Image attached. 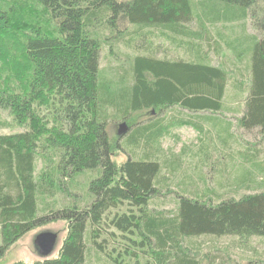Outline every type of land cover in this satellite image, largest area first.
I'll list each match as a JSON object with an SVG mask.
<instances>
[{
  "label": "trees",
  "instance_id": "16d2710c",
  "mask_svg": "<svg viewBox=\"0 0 264 264\" xmlns=\"http://www.w3.org/2000/svg\"><path fill=\"white\" fill-rule=\"evenodd\" d=\"M217 1L237 5L246 15L260 0ZM193 5L191 0H0V111L23 128L0 134V260L21 237L57 222L63 233L51 256L11 264H90L92 256L102 264H242L200 256L196 239L264 238V16L252 14L257 36L242 63L222 54V32L213 27L225 18H196ZM193 22L195 30L188 27ZM157 37L186 57L158 58ZM204 43L223 56L218 64L208 59ZM119 46L132 52L124 55L127 67L117 65L116 73L122 72L105 79L102 48L114 55ZM228 85L241 107L227 109L240 112L239 125L245 132L254 129L260 139L245 157L259 176L246 169L244 187H233L225 199L205 182L178 192L176 180L162 184L168 176L158 174L160 141L173 126H198L174 116L162 124L158 113L176 106L217 112ZM143 111L155 115L127 126L124 139L110 140V122L128 123ZM10 126L0 118V129ZM233 141L246 148L243 140ZM152 143L159 147L156 156L146 151ZM118 153L127 154L126 160L115 161ZM162 191L172 195L174 209H148Z\"/></svg>",
  "mask_w": 264,
  "mask_h": 264
},
{
  "label": "rangeland",
  "instance_id": "374dc122",
  "mask_svg": "<svg viewBox=\"0 0 264 264\" xmlns=\"http://www.w3.org/2000/svg\"><path fill=\"white\" fill-rule=\"evenodd\" d=\"M121 1V0H116ZM193 4V16L201 17L202 19L207 17H223L216 22V26L213 27L215 30L222 32L220 44L223 46L222 54L235 57L237 61L239 58L243 60L242 63L246 62L248 53L247 50L253 45V37L257 36L256 32L251 26V17L254 13L255 16H264V0H260L252 9H246V15L243 14V8L237 5H226L221 4L217 0H205L202 5L197 3L200 0H191ZM198 5V7H196ZM254 12H253V11ZM231 18H238V21H231ZM250 22V23H249ZM196 22L190 23L188 26L192 30L196 29ZM245 24V27L243 25ZM128 28H136V24L127 25ZM152 29V28H150ZM209 33L212 35L213 30L211 27L208 28ZM214 34V33H213ZM179 36V35H176ZM214 37V36H213ZM180 38V37H179ZM158 47L156 55L158 58L166 56L168 58H184L186 55L183 54L182 49L175 50L173 46L165 42L161 37L153 39V48ZM208 53V59L213 64H218L223 58L222 55H214L211 47H207L204 43L203 51ZM114 55H110L107 52V48H102L100 55V67L101 76L105 79H114L117 74L115 67L121 66L126 68L127 64L125 61V54H131L132 52L119 46L115 48ZM135 53V52H134ZM116 56L118 61L113 58ZM234 90L228 85L225 91V95L222 100V108L217 112L213 111H194L189 112L186 108L179 106L162 110L158 113L162 124L164 122H171L173 116L181 119H189L197 122L198 128L194 124L182 126V127H171L169 129V135L164 137V140L160 141V159L156 161L159 164V175L164 177L161 183L167 181L170 184L173 180L178 182L175 185L176 191L183 189L186 185L191 186V183L196 181L197 183L205 182L208 184L210 189L220 194L224 193L222 199L228 198L230 194L226 195L229 190H234L233 187L241 186L242 181L246 175V169L252 168L255 176H259L256 171V167L253 165L254 161L249 162L247 160L246 152L247 148L253 150L260 144V139H257V132L253 129L245 132V130L239 125L237 115L240 112L234 113L227 108H233L238 105L241 107V102L233 99ZM243 108V105H242ZM152 111H143L133 114L132 120L129 119L125 126H131L138 122H143L150 117H153ZM0 118L6 119L11 125L8 128L0 129V134H9L23 130V128L17 127L12 124V118L7 113L0 111ZM164 121V122H163ZM122 122L120 120L112 121L107 125V133L111 141H117V138L124 139L130 132V129H126L125 132L117 135V130ZM196 129H199L196 130ZM234 136V137H233ZM262 137V135H261ZM233 139L243 140L241 143L246 148L234 147L235 141ZM226 143L227 146H220V143ZM130 145V144H129ZM133 146V145H130ZM171 148V149H169ZM159 147L156 143H152L151 147L147 148L149 154L156 156V151ZM249 150V149H248ZM137 156L139 151L135 150ZM128 155H130L127 152ZM127 154H117L115 161L119 162L126 160ZM154 160V158H152ZM257 160V159H256ZM255 160V162H256ZM39 168V164L37 165ZM199 168L198 170H195ZM177 169L175 173L170 171ZM97 172V171H95ZM81 174H89L88 171H84ZM167 174V175H166ZM93 177L97 176L92 174ZM217 186H221V189H217ZM173 190V188H171ZM164 195V196H163ZM172 195H165L162 191V196L159 199H153L148 209L154 211H167L173 210L175 207L172 201ZM43 231H50L55 233L58 237L56 248L59 245L60 236L63 233V224L61 222L51 223L44 226L37 227L30 231L28 234L21 237L6 251L5 255L1 258L0 264H11L14 261L21 260L23 262H33L41 259L33 246L34 237ZM199 246L197 251L200 256L207 254L209 257L215 256L217 262H229L230 260H238L242 264H247L250 259H261L264 260V238L261 237H250L246 241L240 242L233 236L216 237L210 238L207 236H200L196 239ZM1 242V240H0ZM50 254V256L56 251ZM90 264H102L100 261L92 256Z\"/></svg>",
  "mask_w": 264,
  "mask_h": 264
},
{
  "label": "water",
  "instance_id": "95a60500",
  "mask_svg": "<svg viewBox=\"0 0 264 264\" xmlns=\"http://www.w3.org/2000/svg\"><path fill=\"white\" fill-rule=\"evenodd\" d=\"M127 129L125 123L119 125L117 130V135L121 136L123 132ZM58 242V237L55 233L50 231H43L38 233L33 239V246L40 258H46L56 248Z\"/></svg>",
  "mask_w": 264,
  "mask_h": 264
},
{
  "label": "crops",
  "instance_id": "0c3cea01",
  "mask_svg": "<svg viewBox=\"0 0 264 264\" xmlns=\"http://www.w3.org/2000/svg\"><path fill=\"white\" fill-rule=\"evenodd\" d=\"M263 141H264V139H263ZM263 141H262V142H263Z\"/></svg>",
  "mask_w": 264,
  "mask_h": 264
}]
</instances>
